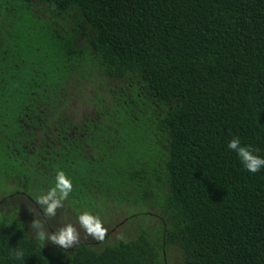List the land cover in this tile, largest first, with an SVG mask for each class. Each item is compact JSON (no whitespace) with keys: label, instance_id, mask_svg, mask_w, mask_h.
<instances>
[{"label":"trees","instance_id":"16d2710c","mask_svg":"<svg viewBox=\"0 0 264 264\" xmlns=\"http://www.w3.org/2000/svg\"><path fill=\"white\" fill-rule=\"evenodd\" d=\"M234 136L264 156V0H0V202L51 232L35 200L63 171L56 213L131 227L61 250L9 207L0 264H264Z\"/></svg>","mask_w":264,"mask_h":264},{"label":"clouds","instance_id":"9594fccd","mask_svg":"<svg viewBox=\"0 0 264 264\" xmlns=\"http://www.w3.org/2000/svg\"><path fill=\"white\" fill-rule=\"evenodd\" d=\"M226 147L236 154L243 168L249 173H257L261 169H264V156L255 154V150L250 146L242 144L239 137L234 136L230 139ZM72 187V181L65 173L58 171L55 175L53 186L45 193L39 195L35 200V204L39 206L45 218L55 216L57 209L63 207V202L68 198ZM76 224L86 234L99 241L104 239L107 232L100 219L87 211L80 213L76 217ZM30 229L32 230L33 238L43 241V243L46 240L61 250L73 249L79 243V232L77 227L72 223H66L56 231L49 232L40 220L33 219L28 226L27 232ZM117 239L123 240V237H117ZM11 248L10 255L12 258L18 261V264H22L25 258L24 249L17 246Z\"/></svg>","mask_w":264,"mask_h":264},{"label":"rangeland","instance_id":"374dc122","mask_svg":"<svg viewBox=\"0 0 264 264\" xmlns=\"http://www.w3.org/2000/svg\"><path fill=\"white\" fill-rule=\"evenodd\" d=\"M23 206V212L21 214V216L23 218H25L26 216V212L31 213V217L35 220H40L42 222L41 219V215H38V212L36 210V208L30 206V204H26L24 202H17V201H13L11 202V206ZM10 206V207H11ZM9 207H3V210H7ZM58 214V216L56 215L55 219L49 220V225L51 227L52 231H56L57 229L63 227L66 223H68V218L69 217H65L64 215H61L59 212L56 213ZM115 217L109 218L105 224V226L102 225L107 229L108 236L110 237H115L117 235V233H122L124 230L127 232V235L129 237L130 232H128L127 230H130V225L129 224H124L123 221V217L120 214H115ZM102 222V221H101ZM75 227H77V224H74ZM77 230L79 232V241H90V242H95L96 239H94L92 236L86 234L83 229H79V227H77ZM125 232V233H126ZM173 263V261H172Z\"/></svg>","mask_w":264,"mask_h":264},{"label":"flooded vegetation","instance_id":"af4514ba","mask_svg":"<svg viewBox=\"0 0 264 264\" xmlns=\"http://www.w3.org/2000/svg\"><path fill=\"white\" fill-rule=\"evenodd\" d=\"M10 206H11V203H10V202H6V203H1V202H0V214H1L2 211H4V210L2 209L3 207H10ZM11 207H12V206H11ZM11 207H10V209H11ZM13 207H14V206H13ZM14 208H15V207H14ZM14 208H13V209H14ZM71 221H72V220H71V217H69V219H68V223L71 222ZM74 224H75V223H73V225H74ZM77 227H79L78 224H77ZM108 237H110V236H108ZM54 248H57V246L54 245Z\"/></svg>","mask_w":264,"mask_h":264}]
</instances>
